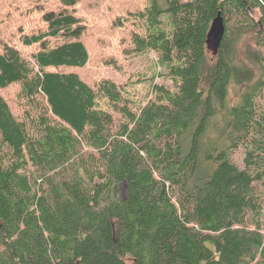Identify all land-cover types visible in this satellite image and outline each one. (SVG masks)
<instances>
[{"label":"trees","instance_id":"16d2710c","mask_svg":"<svg viewBox=\"0 0 264 264\" xmlns=\"http://www.w3.org/2000/svg\"><path fill=\"white\" fill-rule=\"evenodd\" d=\"M262 215L264 0H0V264H264Z\"/></svg>","mask_w":264,"mask_h":264},{"label":"rangeland","instance_id":"374dc122","mask_svg":"<svg viewBox=\"0 0 264 264\" xmlns=\"http://www.w3.org/2000/svg\"><path fill=\"white\" fill-rule=\"evenodd\" d=\"M155 61V55L153 54L144 56H129L126 58L119 57L118 62L124 73L107 66H102L98 68L97 74L101 77L112 79L120 85L125 84L128 80L138 82V79H135L136 75H139V78H152L154 74L159 72L160 69L156 67ZM160 81V78L156 79V82L159 83ZM148 83L149 82L146 81L144 83H135L131 85L130 92L133 95L132 98L136 105L143 104L149 96ZM242 157V150H239L232 158L236 164L241 165ZM260 221L262 226H264V215L260 217Z\"/></svg>","mask_w":264,"mask_h":264},{"label":"water","instance_id":"95a60500","mask_svg":"<svg viewBox=\"0 0 264 264\" xmlns=\"http://www.w3.org/2000/svg\"><path fill=\"white\" fill-rule=\"evenodd\" d=\"M224 35V26L222 19L217 16L211 23L210 29L206 35V48L213 55L218 53L221 41Z\"/></svg>","mask_w":264,"mask_h":264}]
</instances>
